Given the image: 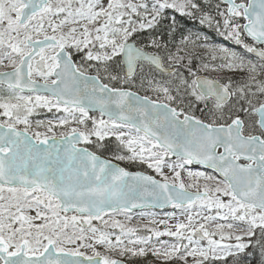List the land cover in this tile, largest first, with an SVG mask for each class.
<instances>
[{"label":"snow or ice","instance_id":"snow-or-ice-1","mask_svg":"<svg viewBox=\"0 0 264 264\" xmlns=\"http://www.w3.org/2000/svg\"><path fill=\"white\" fill-rule=\"evenodd\" d=\"M0 69V264H228L249 247L264 264V0H0ZM37 108L68 115L30 131ZM147 203L185 220L139 235L115 218Z\"/></svg>","mask_w":264,"mask_h":264},{"label":"rangeland","instance_id":"rangeland-1","mask_svg":"<svg viewBox=\"0 0 264 264\" xmlns=\"http://www.w3.org/2000/svg\"><path fill=\"white\" fill-rule=\"evenodd\" d=\"M241 2V1H240ZM3 69H0V71H2ZM90 75H93L95 73L92 74V72L89 73ZM209 76H211V78L213 76L217 77V78H226V76L223 73H208ZM5 91L4 86H0V94H3ZM43 110L45 116L42 115V113H40L39 111ZM67 113H64L62 110L61 111H57L56 108H52L51 111H49L47 108H37L35 110V112L33 113L32 116L29 117L31 124H32V128L30 129V131H40L41 133H45L47 131V125L48 122L51 121L53 124H57L58 120L67 116ZM95 116L96 118H99V114H91ZM70 118V117H69ZM106 119V118H105ZM37 122H43V127H39L37 128ZM90 124V122H89ZM21 128L23 127L22 125L20 126ZM71 127H77V125L75 123L66 125L64 127H60V126H56L53 128V132L56 134V137L60 136L61 132L64 131H68ZM47 135L49 136V138H52V133H47ZM107 142V141H106ZM105 142V143H106ZM109 144H111V146H114V142H109ZM90 150H94V149H90ZM98 155H101L105 158L111 159L112 156H105L102 155V153L100 151H97ZM174 159V158H173ZM115 161V160H113ZM121 165H129V166H134V168L137 171H142V172H146L147 174H152L154 175L157 179H160V177L158 175H156L154 172H152L151 170H148L146 168V166H141V165H130L127 162H119V161H115ZM190 170L192 171H199V172H204L206 174H212L204 169L201 168H197V167H193L192 165L189 166ZM166 174H170L168 169H165ZM182 177L185 178L186 182L188 181L186 172H182ZM201 182H205L203 180H201ZM190 191H194V189H191ZM223 199H228L226 197H224ZM175 213V217H171L170 214ZM128 216L131 217L130 220H126L124 215H118L115 218L121 220L122 222L126 223L128 226L130 227H137L139 229V235H148L149 233L146 231L145 226L152 228H158L159 230L163 231L165 229V225L160 224L159 221L161 220H167L169 225H174L176 222L178 221H184L185 220V216H183L181 214V211L178 209H174L171 208L167 211H146V212H141V213H128ZM156 221V224H152L151 221ZM223 222V221H220ZM94 224H98L99 222L94 221ZM218 239V237H216ZM160 241H167L168 243H175V238L174 237H168V236H162L159 238ZM153 243H158L157 238L153 237ZM186 242V241H185ZM227 242V241H226ZM202 244H206V241H202ZM68 247H74V245H69ZM101 251H103V249H99ZM81 251H84L86 255H91V250L90 249H81Z\"/></svg>","mask_w":264,"mask_h":264},{"label":"trees","instance_id":"trees-1","mask_svg":"<svg viewBox=\"0 0 264 264\" xmlns=\"http://www.w3.org/2000/svg\"><path fill=\"white\" fill-rule=\"evenodd\" d=\"M169 12L171 13V10H169ZM172 14L176 15L178 20L180 21L183 35L192 34L193 39H195L197 36H199L201 42H205V43H207V44H209L211 46H214L216 48L227 47V48H229L231 50H235V51H238V52L242 51V49L239 46L235 45V43L233 41L227 40L225 37L219 35V33L214 28H209L207 25H200L198 20H191V19H188L186 17L185 18H181L178 13H172ZM241 23H245V21H241ZM180 38H181V32H178L176 34L177 42L179 41ZM165 39H167V37H165ZM249 58H253V57L250 56ZM204 60H205V62L213 63V62H211L208 59L207 55H205ZM218 62L219 61H216L214 63H218ZM93 73L94 72H92V74ZM223 74L226 77L232 75L231 73H223ZM199 75H207V76H209L208 73H203V72L199 73ZM209 77H211V76H209ZM221 82H225L224 78L221 79ZM130 90L138 92L141 95H145V94L152 95V93L145 92V90L143 88H140L138 81H137L136 87H132V88H130ZM39 112L42 113L43 116H45L43 110H40ZM195 114L198 117L203 118L201 112H196ZM109 142L110 141H107L106 143L109 144ZM109 147L114 148L115 145L111 146V144H109ZM101 153H102V155H105V156H111L110 152H101ZM123 166L125 168H127L128 170H130V171H137L134 168V166H129V165H126V164L123 165ZM209 175H214V174H209ZM203 183L204 182H201V184H203ZM228 264H262V257H261V254H260V250H259L258 247H249L243 253L239 254V257H238L237 261H234L232 258H229L228 259Z\"/></svg>","mask_w":264,"mask_h":264},{"label":"water","instance_id":"water-1","mask_svg":"<svg viewBox=\"0 0 264 264\" xmlns=\"http://www.w3.org/2000/svg\"><path fill=\"white\" fill-rule=\"evenodd\" d=\"M237 2H238V0H237ZM241 2H247V0H242ZM245 23H247V21H245ZM209 78H211V77H209ZM0 86H2V85H0ZM131 91H133V90H131ZM25 94H27V93H25ZM90 113L91 114H99V110L98 109H94ZM104 118L107 119L106 116ZM56 139H57V141H59V137H56ZM53 142H54L53 139L49 138V144L51 145ZM79 146H83V145H79ZM221 151H222V149H221ZM102 158H105V157L102 156ZM113 163H117V162L113 161ZM117 164H119V163H117ZM119 166L123 167L121 164H119ZM192 166L204 169V170H206L208 172H211V173L215 174L219 179L222 178V177H220L219 173L214 172L213 169L208 168L207 166L198 165V164H193ZM171 208L172 207L170 205H165L163 207H160V206H152L150 203H147V204H144V206H142V207H137V208L132 209L129 213H141V212H144V211H167V210H169Z\"/></svg>","mask_w":264,"mask_h":264},{"label":"flooded vegetation","instance_id":"flooded-vegetation-1","mask_svg":"<svg viewBox=\"0 0 264 264\" xmlns=\"http://www.w3.org/2000/svg\"><path fill=\"white\" fill-rule=\"evenodd\" d=\"M201 76H205V75H201Z\"/></svg>","mask_w":264,"mask_h":264}]
</instances>
